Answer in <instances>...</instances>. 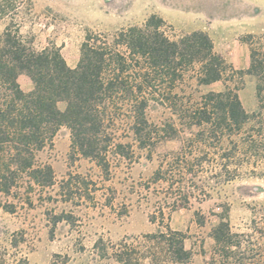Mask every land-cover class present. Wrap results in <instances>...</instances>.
Here are the masks:
<instances>
[{"label": "rangeland", "instance_id": "1", "mask_svg": "<svg viewBox=\"0 0 264 264\" xmlns=\"http://www.w3.org/2000/svg\"><path fill=\"white\" fill-rule=\"evenodd\" d=\"M8 1L12 10L0 20V33L12 22L29 45L58 47L72 67L88 33L112 41L122 29L153 14L165 21L163 29L173 40L203 30L226 60V79L198 85L194 64L174 92L194 108L204 94L229 85L247 112L262 114L220 138L203 127L181 124L169 110L152 108L151 119L173 117L178 130L172 138L161 134L146 148L138 147L131 119L123 116L118 138L132 143L133 154H111L109 173L82 156L69 128L61 125L35 151L34 168H53L51 185L36 182L30 170L12 173L13 151L5 144L0 152V264H119L99 257V239L117 243L165 231L167 225L186 235L192 252L187 264H212V229L221 215L228 217L233 232L250 234L264 246V157L249 146L261 128L264 135V98L259 100L257 77L240 74L249 67L251 49L259 57L264 49V0ZM18 80L24 92L33 89L27 73ZM58 106L63 110L66 103ZM1 182L12 183L11 189L3 191Z\"/></svg>", "mask_w": 264, "mask_h": 264}, {"label": "trees", "instance_id": "2", "mask_svg": "<svg viewBox=\"0 0 264 264\" xmlns=\"http://www.w3.org/2000/svg\"><path fill=\"white\" fill-rule=\"evenodd\" d=\"M12 5L0 0V20L11 12ZM164 22L153 14L140 25L122 29L112 41L88 33L73 67L58 47L34 48L9 22L0 33V152L11 144L14 169L10 171L30 170L36 182L53 184L51 166L34 168L35 151L61 125L69 128L77 151L109 173L111 154L127 158L133 154L132 143L118 138L117 124L123 116L131 119L129 128L138 147L146 148L162 135L172 138L178 130L173 117L160 122L151 119L152 108L169 110L181 124L203 127L220 138L262 114L261 110L247 112L237 89L229 85L204 94L197 107L187 105L174 88L191 66L198 65V85L225 80L229 68L207 32L195 30L173 40L163 29ZM24 72L34 85L28 93L18 80ZM243 73L257 77V93L263 101L264 49L260 57L251 49L250 64L240 71ZM60 101L66 103L63 110ZM262 131L249 146L264 157ZM11 186L1 182L5 192ZM165 228L124 237L117 243L99 239L95 249L100 258L119 264H187L192 252L186 247V235L169 225ZM212 236V264H264V246L250 234L233 232L227 216H220Z\"/></svg>", "mask_w": 264, "mask_h": 264}]
</instances>
